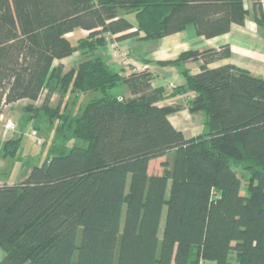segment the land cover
Wrapping results in <instances>:
<instances>
[{
    "label": "trees",
    "instance_id": "16d2710c",
    "mask_svg": "<svg viewBox=\"0 0 264 264\" xmlns=\"http://www.w3.org/2000/svg\"><path fill=\"white\" fill-rule=\"evenodd\" d=\"M247 15L244 0H0V113L27 100L28 120L47 118L54 140L87 143L53 140L21 181L0 183V264H228L232 253L264 264V66L237 55L264 56L232 44L183 51L158 64L184 84L156 92L147 69L114 70L103 50L132 37L128 54L148 63L167 35L191 25L209 39ZM77 50L60 74L54 61ZM45 89L59 101L36 108ZM186 92L204 126L190 137L168 119L181 105H157ZM63 95L88 100L71 112ZM20 149L18 136L0 152Z\"/></svg>",
    "mask_w": 264,
    "mask_h": 264
},
{
    "label": "crops",
    "instance_id": "0c3cea01",
    "mask_svg": "<svg viewBox=\"0 0 264 264\" xmlns=\"http://www.w3.org/2000/svg\"><path fill=\"white\" fill-rule=\"evenodd\" d=\"M260 2L262 4V11L264 14V0H260ZM244 6L248 10V15L244 21V24L233 25L231 30L223 35L207 39L202 36H197L194 27L189 25L183 30L163 37L160 47L147 55L146 60L148 63H144L141 60L128 55L129 48L133 42L132 37L122 40H111L106 42L104 45V59L111 68L114 70L123 71L125 73H128L132 69H147L151 74L152 90L156 92H166L175 86L184 84V78L177 67L159 65L158 63L175 59L183 51L205 47L217 48L223 44H232L264 56V30L254 20L253 16L255 10L253 7V1L244 0ZM113 49L117 50V54L123 52L128 56L126 55L124 58L119 56L121 59H113L111 57L112 54H110L112 52L114 53ZM237 57L264 66L263 60L250 58L243 55H237ZM63 59L55 60L53 66L55 67L56 61H62ZM46 90L47 89H45L44 92ZM127 96L131 97L129 93H127ZM194 96L195 95L191 92L177 93L157 103V105L161 107L177 105L182 106L179 110L169 113L168 119L177 130L182 131L188 137L197 135L198 133L204 131L202 112H190L186 107V101L193 98ZM20 103L25 105L27 100H20L5 105L2 113H0V116H5L6 119L14 121L18 126V121H15L11 118V110L15 104ZM19 118L21 120V117ZM19 151H21V149ZM0 155L2 156L1 152ZM24 175L25 174L23 173L16 175L15 181H21ZM0 182L3 183L4 181ZM4 255V251L0 249V260L4 257Z\"/></svg>",
    "mask_w": 264,
    "mask_h": 264
},
{
    "label": "rangeland",
    "instance_id": "374dc122",
    "mask_svg": "<svg viewBox=\"0 0 264 264\" xmlns=\"http://www.w3.org/2000/svg\"><path fill=\"white\" fill-rule=\"evenodd\" d=\"M68 37L71 39L72 43L76 44V38L78 37L77 34H70L68 35ZM110 54H112L111 57L113 59H121L120 57L124 58L127 55L124 54L123 52L119 54H115L112 52ZM79 56L80 54L79 51L77 50L74 54L67 57L66 59H63L62 61H56L55 68L59 70L60 74H64L67 70H69V68L72 66L74 61ZM59 97L60 95L58 92L55 93V91L50 92L46 90L43 93V95L40 97V99L34 104L36 108L42 107L44 105L55 107L59 101ZM80 97L81 99L84 98L85 101L88 100V96H86L87 97L86 98L85 96L80 95ZM80 97L75 98L74 95H71L70 97L63 95L62 102L65 105L66 110H68L69 108L70 109L72 108L71 112L75 110ZM70 101L71 102L74 101L73 105H70L71 104ZM23 105L24 104L22 103L15 104L11 110L12 111L11 118L15 121H18V126L14 121H12L14 123L13 129L5 130L4 125L5 122L8 121V119H6L5 116L4 117L0 116V148H1V144L5 140L11 139L13 137L21 136V151L18 152L16 157L14 158L8 157L4 159L0 155V181H8V182L14 181L16 175L20 173L26 174L29 171L30 167L39 164L47 156L51 155V147H52V143L54 142H59L60 145H63L64 141L67 140L65 142V146L67 147V149H69L71 146L74 145L77 146L87 145L85 141L80 140L79 138H75V137L69 138L70 132H68V134L66 133L67 139L54 140V135H57V133L53 131L54 127L50 125L49 120L43 116H40L38 118L35 117V119L30 118V120H28L29 113L25 112ZM19 117H21V120ZM36 139L39 141H37ZM169 156L170 159L172 160L173 153L171 152ZM235 169L237 175L241 180V184L245 186L247 184V179L249 176L248 173L243 169H241L240 167H235ZM78 238H79V232H78ZM74 261H75V256H74ZM202 264H212V263L202 262ZM228 264H237L235 255L233 253L229 257Z\"/></svg>",
    "mask_w": 264,
    "mask_h": 264
},
{
    "label": "built area",
    "instance_id": "2783aa9c",
    "mask_svg": "<svg viewBox=\"0 0 264 264\" xmlns=\"http://www.w3.org/2000/svg\"><path fill=\"white\" fill-rule=\"evenodd\" d=\"M113 51H114L115 54L118 53L116 49H113ZM4 128H5V130L13 129L14 128V123L12 121L8 120V121L5 122ZM37 141H39V140H37Z\"/></svg>",
    "mask_w": 264,
    "mask_h": 264
}]
</instances>
